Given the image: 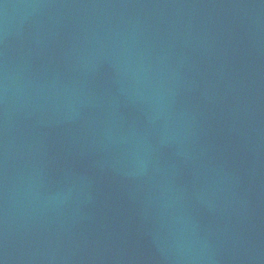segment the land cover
I'll return each instance as SVG.
<instances>
[{
  "label": "water",
  "instance_id": "1",
  "mask_svg": "<svg viewBox=\"0 0 264 264\" xmlns=\"http://www.w3.org/2000/svg\"><path fill=\"white\" fill-rule=\"evenodd\" d=\"M0 264H264V0H0Z\"/></svg>",
  "mask_w": 264,
  "mask_h": 264
}]
</instances>
